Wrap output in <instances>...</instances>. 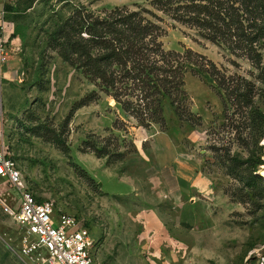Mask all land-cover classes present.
Returning a JSON list of instances; mask_svg holds the SVG:
<instances>
[{
    "label": "rangeland",
    "instance_id": "rangeland-1",
    "mask_svg": "<svg viewBox=\"0 0 264 264\" xmlns=\"http://www.w3.org/2000/svg\"><path fill=\"white\" fill-rule=\"evenodd\" d=\"M139 4L148 5L146 0L16 2L8 16L15 65L9 90L3 85L0 141L38 200L53 201L56 215L72 214L90 230L97 241L96 264H254L264 249V70L210 40L196 41L194 29L165 24L166 49L192 48L226 77L251 83L252 102L229 98L209 73H197L189 64L179 113L167 101L163 123L145 127L49 41L59 21L76 8L100 13ZM155 130L201 162L212 181L208 193L165 192L155 172ZM104 145V155L93 150ZM251 171L259 176L251 179ZM119 177L133 181L135 189L124 194L130 186ZM4 186L3 198L15 208L18 193ZM19 234L0 208V264H26L15 245Z\"/></svg>",
    "mask_w": 264,
    "mask_h": 264
},
{
    "label": "trees",
    "instance_id": "trees-1",
    "mask_svg": "<svg viewBox=\"0 0 264 264\" xmlns=\"http://www.w3.org/2000/svg\"><path fill=\"white\" fill-rule=\"evenodd\" d=\"M18 1L5 3L8 16ZM146 1L148 5H117L100 13L76 8L59 21L49 41L63 60L145 127L163 123L167 101L179 113L177 101L185 91L189 64L197 73H209L229 98L252 102L251 83L243 86L226 77L214 61L192 48L166 49L162 36L165 24H182L195 30L196 41L210 40L264 70V0ZM93 150L104 155L108 145ZM258 176L251 171V179Z\"/></svg>",
    "mask_w": 264,
    "mask_h": 264
},
{
    "label": "built area",
    "instance_id": "built-area-1",
    "mask_svg": "<svg viewBox=\"0 0 264 264\" xmlns=\"http://www.w3.org/2000/svg\"><path fill=\"white\" fill-rule=\"evenodd\" d=\"M8 12L0 9V137L5 128L3 81L9 62ZM0 179L15 188L18 204L10 206L0 194V208L19 227L16 247L26 264H96L97 241L87 227L69 213L56 215L53 201H41L26 181L22 169L2 143ZM254 264H264V249Z\"/></svg>",
    "mask_w": 264,
    "mask_h": 264
},
{
    "label": "crops",
    "instance_id": "crops-1",
    "mask_svg": "<svg viewBox=\"0 0 264 264\" xmlns=\"http://www.w3.org/2000/svg\"><path fill=\"white\" fill-rule=\"evenodd\" d=\"M14 1L15 0H0V9L4 8L5 3ZM8 49L9 62L6 68V78L3 81V85L6 86L7 90H9V86L11 84V82L8 81L11 76L10 70H12L13 66L15 65V62L10 60L13 57V55H11V51L14 49V46L10 45L9 47L8 45ZM153 137L156 147V177L163 184L165 192L171 195L192 191L202 195L208 193L211 189L212 181L210 177L203 171L201 162H195L191 158L182 154L173 138L169 134L160 132V130H155ZM1 144L2 142L0 141V145ZM108 172L109 174L118 176L117 173H113L111 171ZM120 179L122 181H126L130 186L129 191L124 194L131 193L135 189L133 181L124 180L123 178ZM4 185L5 182L0 179V194L3 197L7 195V190Z\"/></svg>",
    "mask_w": 264,
    "mask_h": 264
},
{
    "label": "water",
    "instance_id": "water-1",
    "mask_svg": "<svg viewBox=\"0 0 264 264\" xmlns=\"http://www.w3.org/2000/svg\"><path fill=\"white\" fill-rule=\"evenodd\" d=\"M260 175L264 176V170H261Z\"/></svg>",
    "mask_w": 264,
    "mask_h": 264
}]
</instances>
